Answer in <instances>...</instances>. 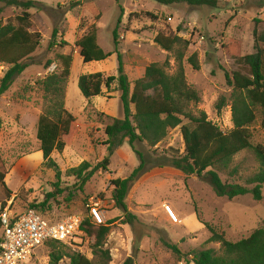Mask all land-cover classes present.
Returning a JSON list of instances; mask_svg holds the SVG:
<instances>
[{"label": "rangeland", "instance_id": "374dc122", "mask_svg": "<svg viewBox=\"0 0 264 264\" xmlns=\"http://www.w3.org/2000/svg\"><path fill=\"white\" fill-rule=\"evenodd\" d=\"M32 1L35 6L29 10L30 31L39 33L40 45L25 61L27 68L0 94V172L5 174L4 182L11 192L7 201L0 187V205L5 203L7 207L12 202V209L22 211L31 205L43 204L38 213L46 221L56 222L70 214L85 218L89 200L100 201L104 224L114 221L103 247L110 254L109 264H122L128 257L133 264H192L189 262L191 252L211 249L220 253L218 243L208 242L210 233L203 224L233 243L262 226L264 187L259 202L251 196L229 201L217 197L201 179L185 177L167 166L158 168L165 157L183 154L179 127L170 130L156 147L134 143V151L140 153L146 167L125 199L127 211L134 217L128 223L123 212L112 206L113 187L109 182L128 178L138 167L139 160L126 142L109 156L108 137L104 133L111 119L123 118L117 85L114 83L110 90L102 87L101 96L86 101L77 81L81 75L97 72L116 76L117 54L121 56L123 71L130 82L142 78L150 64L166 62L167 74L173 75L177 69L176 56L183 54L186 82L200 99L196 106L191 104L190 107L204 113L219 130L228 132L233 126L228 100L231 90L226 87L225 73L241 71L234 60L255 52L256 37L264 35V0H217L215 9L183 2L163 5L156 0H80V6L73 9L70 4L78 0ZM20 14L21 9L0 4L3 25ZM91 25L96 28L98 46L110 56L102 62L83 64L74 43ZM114 29L118 39L116 47L112 40ZM53 30L57 31L56 44L64 42L65 46L49 48ZM158 34L178 36L188 42V47L184 50V45L180 44L170 52L164 51L154 42ZM193 53L197 54L198 71H193L187 63ZM59 55L72 57L64 107L76 118L73 132L63 138L66 140L63 152L51 155L60 171V181L55 178V171L44 163L35 137L37 119L44 110L38 83L60 72ZM7 69L0 63V83ZM221 97L226 99V105L218 113L215 104ZM253 129V144L264 146L260 116ZM105 157H109L107 171H95L82 191H76V178L66 172L82 163L94 169ZM232 165L239 168L242 178L258 170V163L249 150L238 153ZM221 179L229 181L223 176ZM239 184H243V180ZM164 206L172 209L178 224L168 220ZM162 242L176 245L181 257L177 258ZM92 245V238L82 236L81 241L71 242L60 250L67 255L78 251L97 263ZM49 253L48 247H40L20 264H51ZM58 264H69V261L63 258Z\"/></svg>", "mask_w": 264, "mask_h": 264}, {"label": "trees", "instance_id": "16d2710c", "mask_svg": "<svg viewBox=\"0 0 264 264\" xmlns=\"http://www.w3.org/2000/svg\"><path fill=\"white\" fill-rule=\"evenodd\" d=\"M166 5L183 2L189 6L208 7L215 9L217 0H156ZM0 4L6 7L21 9V14L13 20H8L4 25L0 22V63L8 69L1 79L0 94L4 93L26 68V60L40 45V35L32 28L30 9L35 2L32 0H0ZM80 6V0L70 4L73 9ZM152 17V15L148 14ZM99 19V16L96 17ZM119 23V20H118ZM227 26V24H226ZM57 31L53 30L49 48L63 47L66 43L56 44ZM113 44L117 46L116 29L112 32ZM154 42L164 51L170 52L174 46L183 44L184 50L188 42L178 36L165 37L157 35ZM259 43L262 45L260 47ZM78 49V55L83 64L105 61L110 54L104 53L97 44V34L94 25L74 43ZM116 76H105L97 72L81 75L77 86L82 97L89 101L102 94V87L110 90L115 83L119 92V102L122 107L123 118L111 119L112 123L105 127L104 133L108 137L106 145L108 155L111 156L124 142L134 151V143H145L148 147H156L163 142L170 130L179 127L183 140L184 152L178 157H165L158 168L164 166L181 172L185 177H195L205 181L220 198L229 201L251 196L259 202L262 200V188L264 187V146L253 144V125L260 116V127L264 129V35L255 39V52L234 60L241 71L231 74L225 73L226 87L231 90L229 95L232 129L228 132L219 130L217 126L207 120L204 113L195 112L191 106L199 103L197 92L187 84L182 66L183 54L176 56L177 69L173 75L166 72L167 63L163 65L150 64L142 78L130 82L123 71L121 56L117 54ZM57 60L60 72L45 77L38 85L43 94L44 110L39 115L36 123V140L39 143V152L44 163L55 171V178L60 181V171L51 159L53 152L62 153L66 147L63 138L66 139L73 132L76 118L64 107L65 84L70 74L72 57L59 55ZM188 65L193 71L199 70L197 54L193 53L187 58ZM51 62L47 63L49 67ZM226 105V99L221 97L215 104L219 113ZM131 106L133 112H131ZM185 123L183 124V122ZM71 139V138H70ZM114 141H117L114 143ZM249 150L253 153L258 170L253 175L242 178L239 168L232 165L233 158L240 152ZM139 160V165L125 179H114L109 183L113 187L112 206L123 212L124 218L129 223L132 215L127 211L125 199L131 185L145 172L146 163L140 153L134 151ZM1 160V156H0ZM109 157H105L94 169H90L87 163H82L76 168L69 169L66 174L76 178V191H82L85 184L94 175L95 171H107ZM222 176L229 181H222ZM5 174L0 172V187L6 200L11 197V192L4 182ZM243 180V184H239ZM239 182V183H238ZM57 194L60 191L57 190ZM50 196V195H49ZM54 195H51L52 197ZM71 195H69L70 198ZM5 203H1L0 209H4ZM41 205H31L28 209L15 211L12 202L9 206L14 217L27 210H37ZM41 216V215H40ZM199 219V218H197ZM114 221L97 225L88 216L82 218L80 231L82 236L93 239L92 248L97 258V263L91 262L82 253L74 251L67 255L60 249L65 245L56 242H47L44 247L50 249L49 258L51 264H58L63 258H67L69 264H109L110 254L104 250L106 236ZM210 233L209 243H218L220 253L201 250L191 252L192 264H264V222L262 226L254 230L247 238L238 242L226 241L222 234L216 232L211 226L203 224ZM1 242V225H0ZM163 246L170 250L177 258L181 253L176 245L170 242H162ZM122 264H133L131 257L126 258Z\"/></svg>", "mask_w": 264, "mask_h": 264}, {"label": "built area", "instance_id": "2783aa9c", "mask_svg": "<svg viewBox=\"0 0 264 264\" xmlns=\"http://www.w3.org/2000/svg\"><path fill=\"white\" fill-rule=\"evenodd\" d=\"M10 204L0 209V264L25 262L47 242L67 245L81 241L80 215L70 214L60 221L48 222L35 211L27 210L16 218L9 208ZM100 204V201L90 199L86 205L87 216L97 225L104 224ZM164 212L171 223H179L169 206H164Z\"/></svg>", "mask_w": 264, "mask_h": 264}]
</instances>
